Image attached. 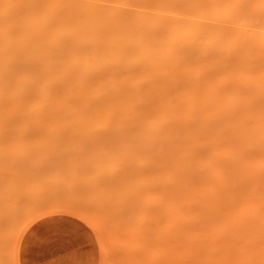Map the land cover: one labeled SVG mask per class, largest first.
Returning a JSON list of instances; mask_svg holds the SVG:
<instances>
[{
	"label": "rangeland",
	"instance_id": "obj_1",
	"mask_svg": "<svg viewBox=\"0 0 264 264\" xmlns=\"http://www.w3.org/2000/svg\"><path fill=\"white\" fill-rule=\"evenodd\" d=\"M250 13L243 22L210 23L218 30L196 40L187 66L156 59L152 73L114 69L105 80H121L137 97L124 114L127 126L141 120L154 130L160 104L171 116L179 113L169 148L145 145L146 133L137 130L117 154L124 134L79 133L91 119L111 130L109 107L123 114L122 105L112 107L100 92L95 105L85 107L82 85L96 83L92 72L78 82L66 77L53 88L56 103L63 91L72 95L63 103L71 105L68 121H50L63 107L35 96L22 115L12 114L11 98L0 93V181L14 184L13 191L0 188V199L17 200L19 211L35 202L22 212L13 209L20 215L7 226L1 223L9 211H0V264H15V254L17 264H264V22ZM175 17L187 18L183 11ZM177 35L168 34L171 40ZM191 69L194 85L182 88ZM190 99L192 110L182 113ZM18 124L24 133H3L6 125ZM47 127L54 133H45ZM30 218L24 230L17 229Z\"/></svg>",
	"mask_w": 264,
	"mask_h": 264
},
{
	"label": "bare ground",
	"instance_id": "obj_2",
	"mask_svg": "<svg viewBox=\"0 0 264 264\" xmlns=\"http://www.w3.org/2000/svg\"><path fill=\"white\" fill-rule=\"evenodd\" d=\"M106 1V5H100L98 0H0V93L11 98L9 112L12 114L22 115L31 104V97L35 96L50 101L51 107H63L61 116H48L50 121H68L72 112L71 105L65 106L63 103L72 95L68 96V93L63 91L62 99L56 103L53 88L66 77L78 82L86 72H92L96 83L82 85V88H85V104H88L85 107L90 109L95 105V97L97 92H100L106 95V100L112 107L122 105L123 114H117L109 107L107 114L114 121L111 130L99 129L98 122L91 119L77 131L91 134H124L126 143L116 147L118 149L114 151L117 154H122L124 149L130 146L137 130L146 133L145 140L143 139L145 145L153 144L161 149L168 147V133H177L180 115L174 111L171 116L164 111V104H160L154 113V130L141 120L127 126L124 114L131 111L134 103L137 104V97L128 95V91L124 89L126 85L121 80H116L111 85L105 82L112 76L114 69L121 73L135 69L152 73L156 59L159 64L184 61L187 66L193 60L196 40L209 38L215 31L210 23L226 19L243 22L248 16L251 17L250 10L255 11L257 18L264 22V0ZM118 4L148 7L150 11L126 10ZM180 11L186 14L185 20L176 19L175 14ZM170 31L178 33L176 40L170 39ZM175 41L180 44L176 45ZM132 42H136V45L130 44ZM114 62L117 63L115 68H110ZM74 63L76 67L70 68ZM185 75L189 85L182 88L190 89L195 81L194 70L191 69ZM165 77L166 75H161L159 81L163 82ZM138 82L139 80L135 79L130 89L135 88ZM20 85L22 90L17 91ZM178 85L177 82L171 88L174 98L179 95ZM160 89L166 91L164 86ZM126 95L130 97L125 98ZM193 102L194 99L185 102L182 105V113L191 111ZM85 104H81L78 109L84 110ZM24 131L25 128L21 124L6 125L3 133ZM74 132L75 130L70 133ZM45 133L54 132L47 127ZM148 153L143 151V154ZM11 161L16 163L14 159ZM0 182V186L3 183L0 187L2 190L13 191V183L3 180ZM30 199L31 197L28 198L29 202ZM15 202L17 200L0 199V211L4 212L6 208L9 211L7 217L5 216L6 220L5 217L2 220V226L13 224L10 219L15 222L19 212L24 211V205L21 211L17 207L15 209L19 212L14 211ZM32 204H26V208H30ZM7 220L11 223L8 224ZM32 221L30 218L26 224H22L24 226L21 225L17 229L23 227L21 230H24ZM1 229L5 230L3 227ZM13 260L17 264L16 254Z\"/></svg>",
	"mask_w": 264,
	"mask_h": 264
}]
</instances>
